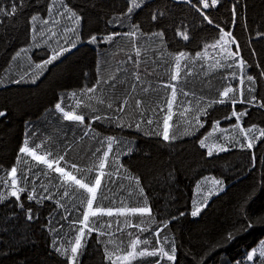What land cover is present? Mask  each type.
Wrapping results in <instances>:
<instances>
[{
  "label": "trees",
  "instance_id": "obj_1",
  "mask_svg": "<svg viewBox=\"0 0 264 264\" xmlns=\"http://www.w3.org/2000/svg\"><path fill=\"white\" fill-rule=\"evenodd\" d=\"M11 2L0 0V6L7 8ZM16 2L18 12L14 16L0 17V111L5 112L0 117V193L5 194L0 199V264H66L67 257L55 248L63 246L70 254L86 210V201L81 204L80 193L62 196L64 189L59 187L58 173L19 154L24 140L28 139L30 146L43 145L44 151L38 149L39 155L45 151L66 153L67 161L85 167L96 159L91 156L92 152L100 149L97 153L100 156L106 150L108 136L118 141L105 168L106 173L114 175L103 178L101 191L106 198L98 194L94 207L114 210L142 207L146 198L152 217H130L133 223L144 221L141 227L148 231L142 234L134 227H125L124 221L128 218L118 216L115 211L112 217L90 218L97 220L98 230L84 237L79 264H111L107 252L115 251L117 246L120 251L115 252L113 260L116 264H126L116 260L117 255L130 250L126 233L152 241L146 246L149 250L161 244L168 250L174 243L176 261L164 259L161 264H260L264 258L259 254L252 262L246 257L264 243V137L259 133L264 128V107L260 106L264 103V76L260 74L264 71V36L259 35L264 33V0H220L215 7L204 9L213 25L204 21L187 0H138L140 6L130 15H125L130 0H63V4L81 16L78 26L68 14L60 15L64 11L61 0H55V6L53 0ZM154 14L156 20L152 19ZM33 16L38 19L32 21ZM45 20L48 23H43ZM133 24L140 28L133 38L135 45L123 35L112 42L101 39L113 32H128ZM216 25L230 31L239 44V57L235 59L242 57L247 62L243 73L233 58H227L222 45L205 47L219 39ZM159 31L164 32L162 39L152 36ZM180 32H186L189 39L184 40ZM92 35L98 37L97 43L89 42ZM135 47L141 49L140 59L145 62L139 67L141 81H135L132 75L136 70ZM226 47L236 51L233 44ZM63 48L68 51L43 71L36 68L54 50ZM21 49L26 52L13 60ZM180 51L191 58H195L196 52L204 57L194 59V63L182 60L180 78L171 81L175 71L173 56ZM185 64L192 68V75H185L188 71L183 67ZM114 74L117 81L113 89L109 77ZM247 75H252L254 82L247 81ZM100 79L109 82L101 83L95 93L84 95V90L95 86ZM133 83L136 84L134 92ZM169 83L177 88V101L169 121L170 136L176 138L165 141L162 134L156 133L163 131L166 101L170 98V89L164 85ZM227 86L236 89L238 100L242 98L239 92L243 88V98L247 101L255 97V102L213 103L207 107L210 102L221 99L219 93ZM144 87L149 88L147 93L142 91ZM73 92L77 97L71 95ZM182 92L189 95L183 96ZM88 96L93 99L89 100ZM77 98L83 101L79 109H76ZM114 98H118L117 103L129 98L126 112H117L116 104L112 109L107 107ZM99 99L105 103H99ZM135 99L143 101L144 118L153 119L152 125L144 123L140 130L135 128L141 120ZM61 101L66 111L76 110L77 114L84 115L85 122L65 121L55 109V104ZM185 107L189 108L188 112H184ZM198 108L207 111V115H200L203 127L194 119ZM233 110L238 113L247 110V114L239 122L236 117L226 119ZM96 116L101 119L96 120ZM118 118L123 127L118 126ZM237 123L245 130L257 126L248 133V138L253 139L251 149L246 147L248 139L235 127ZM130 124L132 127H128ZM202 139L204 147L200 146ZM241 143L245 147L241 148ZM221 146L227 150L219 151ZM210 148L211 156L208 155ZM18 155L22 161H28L18 165V186L25 189L19 201L8 195L10 187L4 184L5 179L10 183L6 174L16 165ZM65 170L71 171L70 167ZM74 175L80 178L79 173ZM95 175L93 171L89 178ZM129 175L140 178L143 195L135 181L127 178ZM209 178L222 181L219 191L211 196L207 194L206 179ZM29 195L35 198L29 200ZM195 207L202 210L193 217L191 212ZM29 210L32 220L27 219ZM249 222L254 226L241 230L234 240L226 241L228 233ZM108 224L112 226L109 228ZM157 231L161 233L160 244H156L157 238L153 235ZM157 259L138 258L131 264H153Z\"/></svg>",
  "mask_w": 264,
  "mask_h": 264
},
{
  "label": "snow or ice",
  "instance_id": "obj_2",
  "mask_svg": "<svg viewBox=\"0 0 264 264\" xmlns=\"http://www.w3.org/2000/svg\"><path fill=\"white\" fill-rule=\"evenodd\" d=\"M187 2L189 4H191V6L193 8H195V10L203 17L204 21H206L209 25H213L214 21L212 19H210V17L204 12V9H209L210 7H215L220 0H197V3H193L192 0H187ZM61 4L63 6L64 11L60 13L61 16L68 14V18L72 19L74 21V23L78 26L81 20V16L77 14L76 11H74L71 7H69L67 4H63V0H61ZM22 6V4L20 5ZM53 6H55V0H53ZM140 5L138 3V0H130V6L127 7V12L125 13V15H130L136 8H138ZM52 9H49V13L51 14ZM18 12V4L16 2V0H12L11 4L9 7H3L0 6V17H10V16H14L16 13ZM236 12V8L235 6L233 7V14H235ZM32 21H36L38 19L37 16H33L31 17ZM153 20L157 19V15L154 14L152 16ZM43 23H48L47 20L43 21ZM217 28H219V39L212 45H206L205 47H216V45H222V50L225 51L227 53V58H233V63L237 65V67L240 69L241 73H243V70L245 68L246 65V61L240 57L238 60H236V57H239V52H240V46L237 43L235 37L233 36V34L230 31H226L224 28L220 27L219 25H216ZM66 31H75V29H67ZM140 31L139 25L133 24L132 25V29L128 32L125 33H119V32H113L111 34H108L105 37H102L101 39L104 42H112L114 41L117 37L123 35L124 37L128 38V40L133 43V45H135V41L133 38H135L137 36V33ZM180 35H182L184 40H188L189 36L186 32H180ZM259 35L264 36V33H259ZM152 36L154 37H159V38H163L164 37V32L163 31H159V32H155L152 33ZM98 41V37L96 35H92L90 37L89 42L90 43H97ZM229 44H233L236 47V51H230L228 50V48L226 47ZM73 47H75V43H73L72 45ZM68 49L67 48H63L60 51H55L54 50V54L47 60H45L42 64H37L36 68L40 69L41 71H43V69L49 65L52 64L53 61L57 60L59 58V56L63 53V52H67ZM23 52H26L25 49H21V51L17 52L16 55L13 57V60L17 59L18 57L21 56V54ZM135 56L136 59L133 60L132 56H129L128 59L129 60H133L135 69L133 71V78L135 81H141V71L139 70L140 64L141 63H145L144 61H142L140 59L141 57V49L139 47H135ZM204 54H202L201 52H196L195 53V58H191L189 57V54L184 52V51H180L179 53L175 54L173 56V59L175 61V71L174 73L170 76V80L171 81H178V79L181 76V71H182V64L181 61H190L194 63V59H203ZM220 62L217 61V65H219ZM228 67H232V65H227ZM183 67L188 68L187 73H185V75H192L193 71L192 68H190L188 66V64L183 65ZM145 72L147 71V69L144 70ZM262 76H264V71H262L260 73ZM232 76L235 77L236 73L233 72ZM247 81L249 82H254V77L252 75H247L246 77ZM109 80L112 81L111 87L114 89L116 87V81H117V76L114 74L112 76L109 77ZM109 80H103L100 79L97 81V84L93 87H88L84 90V95H87L88 93H95L97 90V87L101 84V83H108ZM15 83H19L20 81H14ZM121 83H123L121 81ZM240 84L243 85L244 84V77L243 75H241V79H240ZM165 88L170 89V98L167 99L166 101V107H167V114L164 115L163 117V131L162 133H160L159 131H157V135H161L163 137V140L168 141L170 139H175L176 137L174 135L170 136V128L172 127V125H170L169 121L172 119L173 116V105L174 103L177 101V88L176 85L174 83H169L164 85ZM131 89L134 92L136 89V84L133 83L131 85ZM142 91L147 93L149 91L148 87H144L142 88ZM236 89L232 86H227L223 88V91H221L219 93V96L221 97V99L216 100V101H212L210 102L207 107H211L213 103H219V104H224L226 102H231L232 105H235L236 103H253L255 102L256 98L252 97L251 100H245L244 97V92H243V88L240 89L239 95L240 97H242L241 99H237L236 96ZM183 96H188L189 93L188 92H182L181 93ZM232 94V95H230ZM71 95L73 97H77V93L73 92L71 93ZM129 96H131V93H129ZM88 99L91 100L93 99L92 96H88ZM117 99L118 98H114L113 100H111L110 102L107 103V107L109 109H112L114 104H116V111L119 113H124L127 110L128 107V103H129V98H124L123 100H120L119 103H117ZM99 103L103 104L105 103V101L103 99H99L98 101ZM83 103V101L79 98H77L76 100V109H79L81 104ZM86 107L89 105H85ZM261 107H264V103H262L260 105ZM135 108L137 110V112L139 113L141 120L140 122L135 124V128L137 130L141 129V125L146 123L148 125H152L153 124V119L151 118H147L145 119V112L146 109L143 107V101L141 99H135ZM55 109L62 113V117L65 121H72V122H79L80 124H83L85 122V117L82 114H77L76 110H69L66 111L64 107H62V101L61 102H57L55 104ZM163 110V109H161ZM189 108L185 107L184 108V112H188ZM153 112H155V109H153ZM247 114V110L243 111V112H236L235 110L232 111L231 116L229 117H225L226 119H231L232 117H236L237 122H239V120L241 119V117H243L244 115ZM181 115H183V113H181ZM200 115H207V111L206 109H200L198 108V114L194 117L196 124H199L201 127H203V124L200 121ZM5 116V112L4 111H0V117ZM96 120H100L101 117L100 116H96L95 117ZM117 124L120 127H123L124 125L121 123V120L118 118L117 119ZM189 124H191V122H188ZM219 122L217 121V124ZM128 127H132V125H128ZM235 127H239L241 133L244 134L245 138L248 139L247 145L246 147L251 149L253 147V139L248 138V133L252 132L253 129L257 128L256 125H253L251 128H248L247 130H245L244 128L240 127L239 123H237L235 125ZM259 133H260V137H264V128L259 129ZM85 135H87V132H85ZM258 138V137H257ZM107 141V146H106V150L103 151L102 155L97 156V153L100 152V149H96L95 152L91 153V156L96 157L95 160H93L91 165H87L85 167H81L79 165H77L75 162H70L67 161L65 159L66 153L64 155L61 154H54L51 151H45L44 155H39L38 154V149L41 151H44V146L43 145H35V146H30L29 145V140L25 139L22 146L19 148V154H22L23 156L26 157H31L32 160L36 161L38 164H42L45 165L47 169L51 170L54 173H58L59 174V180L61 181V183L59 184V187L64 189V192L62 193V196L67 197L71 194L75 195L76 193H80V202L81 204H84L86 201V210L83 211L82 213V219L79 221V223L82 225V227H80L78 229V234L75 236V242L71 244L70 247V254L67 248H64L63 246L60 247H56L55 251L60 253L61 255H64L67 257V261L66 264H79L78 262V256L80 255V250L83 247L82 241L84 239V237L87 234H91L93 231L98 230V222L97 220L93 219L90 220V218H96L99 216H108V217H112L115 213L118 216H123V217H127L128 219H126L124 221L125 227H134L136 229H138L139 233H143L145 231H148L147 228L145 227H141V224L144 223L143 220H141L138 223H133L132 220L130 219V217L133 216H137L139 215L140 217H152V210L151 208L147 205V199L145 198L144 201V206L142 207H120L117 209H113V208H102L99 206L94 207V203L97 201L98 199V194L101 196V198H106L103 197L102 194V180L103 178L107 175L109 177L113 176L114 173L112 172H105V168L108 166V159H109V154L113 151V145L117 144V138L113 137V136H108L105 138ZM200 146L204 147L205 146V140L202 139L200 140ZM240 147L243 148L245 147V145L243 143L240 144ZM219 151H226L227 149L224 147H219L218 149ZM213 154L212 149L210 148L208 150V155L211 156ZM49 157H51V159H49ZM23 162L25 164L28 163L27 160H21V155H18L17 157V162L16 165H14L13 167H11V169L7 172V177L10 178V183L9 180L5 179L4 180V184L5 186L10 187V192L8 193V195L15 197L17 201L20 200V194L22 192L25 191L24 188L19 187V181H18V165ZM61 162L64 163V166H61ZM66 167H70L71 171H66ZM120 167H123V165H120ZM29 171H31V168H29ZM93 171L96 172V175L93 178H89V174L92 173ZM75 173H79L80 174V178H77V175H74ZM118 174V169H117V173ZM44 175L47 176L48 173L44 172ZM130 180H134L135 181V186L136 188L139 189V192L141 195H143L144 189L142 187H140L141 181L139 177H133L131 175H129L127 177ZM25 179H27V177H25ZM213 184L215 185H220L222 184V181L220 180H214ZM45 187V191H47V187ZM121 187H123L121 185ZM199 187V185H198ZM82 190V193H81ZM213 194L212 190H209L208 192V196H211ZM5 196V194L0 193V199H3ZM35 197L33 195H29L28 199L29 200H33ZM46 198H50V197H46ZM206 200L207 197L205 198V204H206ZM20 207H23V205L21 204ZM201 207H195L194 210L191 212V215L193 217L199 215V213L201 212ZM181 215H184V213H181ZM27 219L28 220H32L33 216L31 214V210L28 211V215H27ZM119 223V222H118ZM109 228L112 226L111 224L107 225ZM254 225L249 222L246 225H242L241 229H236L234 232H230L227 234L226 236V241H232L236 238V235L239 234V232L241 230H247V228H251ZM165 227H167V224H165ZM87 230V232L85 231ZM120 231H124V229H120ZM101 235H104L103 232H101ZM126 235L129 237V248L130 250H127L125 252V254L123 255H117L116 256V260L119 261H123L126 262V264H131L132 261H136L138 258H144V257H158L159 259L155 260L153 262V264H161V261L166 259L168 262H174L176 261V247L174 245V243L172 244V246L166 250L165 247L161 244L159 247H155L153 246L151 250L148 249V245H150L152 243V241L148 240V239H141L139 235H136L133 238V233H126ZM153 235L157 238L156 239V244H160V236L161 233L159 231L153 233ZM165 242H167V238H164ZM141 245L145 246V247H141ZM120 248L119 246H117V248L115 249V251H109L107 252V259L111 262V264H116V261L113 260V255H115V252H119ZM257 257V249H252L248 254H247V261L252 262L254 261V258ZM259 257L264 258V243H262V245L260 246L259 249ZM260 264H264V260L260 261Z\"/></svg>",
  "mask_w": 264,
  "mask_h": 264
},
{
  "label": "rangeland",
  "instance_id": "obj_3",
  "mask_svg": "<svg viewBox=\"0 0 264 264\" xmlns=\"http://www.w3.org/2000/svg\"><path fill=\"white\" fill-rule=\"evenodd\" d=\"M214 180H216V179H213V178L206 179L207 194H208L209 190H212L213 194H215V193H217L219 191L220 185L213 184ZM257 254H259V250L257 251Z\"/></svg>",
  "mask_w": 264,
  "mask_h": 264
}]
</instances>
